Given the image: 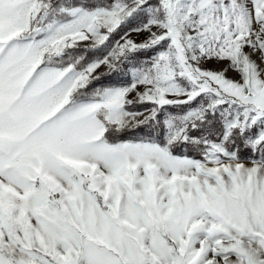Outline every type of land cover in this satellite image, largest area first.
I'll list each match as a JSON object with an SVG mask.
<instances>
[{
    "label": "snow or ice",
    "instance_id": "obj_1",
    "mask_svg": "<svg viewBox=\"0 0 264 264\" xmlns=\"http://www.w3.org/2000/svg\"><path fill=\"white\" fill-rule=\"evenodd\" d=\"M0 264H264V0H0Z\"/></svg>",
    "mask_w": 264,
    "mask_h": 264
},
{
    "label": "rangeland",
    "instance_id": "obj_2",
    "mask_svg": "<svg viewBox=\"0 0 264 264\" xmlns=\"http://www.w3.org/2000/svg\"><path fill=\"white\" fill-rule=\"evenodd\" d=\"M131 38L134 39V40H136L138 43L144 39L143 35L136 36L135 34H133V36ZM233 75H234L233 73H229V76L230 77L233 76Z\"/></svg>",
    "mask_w": 264,
    "mask_h": 264
}]
</instances>
